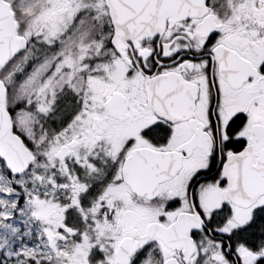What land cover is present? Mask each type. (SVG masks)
Returning a JSON list of instances; mask_svg holds the SVG:
<instances>
[{
    "label": "snow or ice",
    "instance_id": "snow-or-ice-1",
    "mask_svg": "<svg viewBox=\"0 0 264 264\" xmlns=\"http://www.w3.org/2000/svg\"><path fill=\"white\" fill-rule=\"evenodd\" d=\"M0 264H264V0H0Z\"/></svg>",
    "mask_w": 264,
    "mask_h": 264
}]
</instances>
